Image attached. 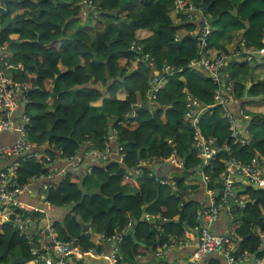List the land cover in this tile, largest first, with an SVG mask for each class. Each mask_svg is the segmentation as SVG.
Here are the masks:
<instances>
[{"label":"trees","instance_id":"obj_1","mask_svg":"<svg viewBox=\"0 0 264 264\" xmlns=\"http://www.w3.org/2000/svg\"><path fill=\"white\" fill-rule=\"evenodd\" d=\"M88 1L0 0V43L7 45L12 62L23 67L15 77L29 87V102L23 108L30 118L28 138L40 148L45 146L46 155L73 157L88 141L102 150L107 138L117 132L111 148L117 155L92 165L91 172L81 177L68 170L55 188L47 190L45 200L66 211L62 218L53 219L58 236L84 251H101L102 237L121 232L132 218L135 237L129 232L124 235L117 246V261L150 264L145 261L147 255L169 246L173 237L186 238V230L197 223L201 186L197 169L203 161L193 147V129L184 121L185 97L190 94L210 103L219 84L201 70L189 68L199 57L201 24L178 13L175 0H91L87 7ZM13 2L15 11L10 6ZM189 2L205 4L215 20L207 40L211 59L221 51L229 54L242 38L252 51L264 47V0H188L186 5ZM135 41L141 47L137 51L131 49ZM145 54L154 66L149 65L150 58L142 59ZM253 59L264 64V57ZM232 60L226 70L236 98L246 101L243 107L248 110L256 102L264 106V78L255 80L251 62ZM166 67L176 73L167 77L152 100L151 78L155 70L163 77ZM121 90L127 93L122 100L118 98ZM200 126L218 146L230 149L203 167L212 180L210 187H222L219 175L231 157L247 163L254 158L264 161V114L257 110L243 145L231 137L221 106L206 111ZM48 129L54 135L46 146ZM43 158L18 159L13 178L17 187L25 186L32 176L55 171L56 164L47 168ZM167 179L176 190L162 182ZM81 180L90 195L78 204ZM237 195L246 203L234 210L238 245L233 254L240 257L250 252L264 264V240L254 230L260 226L264 232V189L241 186ZM28 214L38 226L45 211ZM145 214L157 217L152 219L155 223L141 220ZM77 216L87 225L85 230ZM18 248L27 264H34L26 236L13 224H1L0 264L15 259ZM87 262V257L71 259L72 264ZM207 264L225 263L218 256Z\"/></svg>","mask_w":264,"mask_h":264},{"label":"built area","instance_id":"obj_2","mask_svg":"<svg viewBox=\"0 0 264 264\" xmlns=\"http://www.w3.org/2000/svg\"><path fill=\"white\" fill-rule=\"evenodd\" d=\"M186 1L188 0H175V10L178 13L188 14L190 19L197 20L201 24L197 35L199 57L191 61L188 66L192 69L201 70L206 77L219 84V87L211 94L212 99L210 103L200 102L190 94H187L185 97L186 111L184 121L193 129V147L196 149L198 157L203 161V164L198 165L197 175L200 176L201 186L206 189L211 203L200 206L196 211L197 223L193 228L186 230V238L173 237L169 246L157 253H153V255L157 259L163 260L175 248L190 245V239L193 238L195 240V250L192 262L189 264H199V262L207 264L210 257L214 254L223 257L226 264H263L260 258L250 252H245L240 257L233 254L238 245L233 229L219 234L215 233L211 226L218 220L224 208H229L230 217L233 219L235 216L234 210L239 206L245 205V199L237 195L241 186H253L254 188L264 189V161H258L257 158H254L247 163L231 157L225 161V170L219 175L218 180L221 181L222 187H210L212 180L204 172L203 167L208 165L217 154L229 151L230 149L226 145L218 146L214 137L205 136L200 124L202 115L206 111L210 108L221 106L223 116L229 122L231 137L241 145L245 143L249 130L247 127H243L245 125L241 126V123H247L248 126L252 116L244 112V104L239 105V109L235 111L232 109L233 104L238 99L236 98L233 83L228 76L226 68L234 58L251 62L254 56L264 57V47L252 51L246 47L245 40L242 38L241 41L235 43L229 54L221 51L218 56L211 59L207 53V40L212 32V24L209 22L201 6L192 2L186 5ZM85 4L87 7H90L92 2L90 0ZM2 27V21L0 20V30ZM140 48L137 41L131 44L132 50L137 51ZM146 58H150L149 65L154 66V61L148 54L142 57V59ZM138 59H141V57H138ZM19 70H23L22 65L12 62L11 53L7 45L0 43V133L15 132L18 134L15 143L0 147V158L11 160L10 164H6L0 170V225L13 224L20 233L26 236L34 264H72V257L83 259L87 256H94L103 258L106 256L103 251H99L96 248L84 251L79 244L64 241L58 236L53 219L49 217L47 212L53 206L45 200V196L47 190L50 187L55 188L57 180L64 177L69 170L58 169L56 164L58 160L66 161L74 167L82 163L85 156H92L99 161L107 162L114 154H118L111 149V142L115 141L117 132L115 131L107 138L108 140L105 142L106 147L102 150L94 147L93 143L88 141L73 157L63 159L60 156L61 153H57L56 158L46 155L44 150L28 138L26 126L29 124L30 118L23 108L29 102V87L26 83L18 81L15 77ZM165 71L163 77H159L157 70L154 71V75L151 78L152 89L150 99L152 100L155 99V93L165 84L167 77L176 73L170 67H166ZM225 81L228 82L225 83ZM42 155H44L42 161L44 166L50 168L52 166L55 167L56 164L55 171H51L48 175L32 176L25 186L18 185L17 187L13 178L16 177L18 159L39 158ZM86 170L90 173L91 167H87ZM36 182H41L38 196L41 197L43 205L30 206L17 200L18 197L22 196ZM162 182L167 185L172 184L175 187V183L170 179L163 180ZM188 192V196L192 198L193 192L191 189ZM229 197L236 200V206L233 208H230ZM46 205L48 209H44ZM39 209L45 211V216L37 226L36 221L28 213ZM145 216L151 221L152 219L155 220L154 216L148 214H145ZM164 220L167 221L168 219L165 218ZM152 222L155 223L154 221ZM155 226L157 228L158 224ZM132 227L133 219L131 218L121 232H116L108 237H102V241L115 245V252L107 256L111 264H132L129 262L118 263L116 258L118 244ZM34 229H36V232ZM255 232L264 239V232L259 230L257 226L255 227ZM36 234L38 239H36ZM39 239H41L40 243Z\"/></svg>","mask_w":264,"mask_h":264},{"label":"crops","instance_id":"obj_3","mask_svg":"<svg viewBox=\"0 0 264 264\" xmlns=\"http://www.w3.org/2000/svg\"><path fill=\"white\" fill-rule=\"evenodd\" d=\"M10 6L15 11L17 4L15 2H13ZM240 34H242V32L238 33V35H240ZM11 37L17 38V34H12ZM250 65L255 70V80L263 79L264 78V64L263 63H257V61H254V59H253L251 61ZM250 82H251V80L249 81V85L252 84V83L250 84ZM126 95H127L126 91L121 90L118 93V98L120 100H122L126 97ZM236 101L237 102L234 103L232 106V109L234 111L239 109L238 107L242 103V101H240V100H236ZM256 104H257V102L255 103V106H254L255 108H251L252 113L254 114L257 110V113L264 114V106H258V104L256 106ZM253 114H250V115L253 116ZM242 125H245L243 127H247V123H245V124L241 123V126ZM17 137H18V134L15 132H11V133L1 132L0 133V147L15 143V141L17 140ZM45 144L47 146L49 144V142H46ZM112 145L114 147L116 145V142L114 140L111 142V147H112ZM41 149H45V146ZM10 162H11V160H6L3 158H0V170L6 164H10ZM97 163H99V160L95 157H92V156H85L83 162L80 163L76 167L71 166V164H69L66 161L58 160L56 162L58 169L63 168V169H69L71 171L78 172L80 177L83 176L87 172V170H86L87 167H91L92 165H95ZM40 187H41V182H36V183L32 184L30 186V188H28L27 191L22 196L17 198V200H19L20 202H22L26 205L28 204L30 206H32V205H43V203L41 201V197L38 196L40 193ZM33 193H36V194H33ZM197 196H198L200 206H204L206 204L211 203L209 200V196L206 193V189H204L203 186H200L198 188ZM47 207L48 206L46 205L45 208H47ZM47 212H48V215L51 219H60L65 215L66 211L61 209V208L56 209V208L51 207ZM154 219H157V217H154ZM233 227H234L233 221H232V218L230 217L229 208H227V207L221 211V214H220L218 220L211 226L212 230L215 233H219V234H223L225 232H228L229 230L233 229ZM257 227L260 230V226H257ZM36 239H38L37 234H36ZM38 241L40 243L41 239H39ZM102 246L103 247H102L101 251H103L106 256L103 258H97L94 256H87V261H88L87 263L88 264H111L108 261L107 256H110L113 252H115V245L110 243V242H107V241H102ZM194 250H195V240L193 238H191L190 239V245L175 248L167 258L160 260V259H157L154 255L150 254V255L146 256L147 258L145 259V261L146 262L148 261L150 264H189L190 262H192ZM213 257H218V255L214 254L210 258H213ZM16 258H24L20 254L19 248L16 249ZM220 259L222 260L223 263L226 264V261L223 257L220 256ZM199 264H202V263L199 262Z\"/></svg>","mask_w":264,"mask_h":264},{"label":"water","instance_id":"obj_4","mask_svg":"<svg viewBox=\"0 0 264 264\" xmlns=\"http://www.w3.org/2000/svg\"><path fill=\"white\" fill-rule=\"evenodd\" d=\"M201 7L203 8V10H204V12H205V14H206V17L208 18L209 22H210L211 24H213L215 20H214L209 14H208V7H207L205 4H203V3L201 4ZM250 84H251V82H250ZM245 102H246V101H245ZM245 102H242L241 105H243ZM145 108H148V106L146 105ZM137 111H138V110H137ZM47 134H48V142H49V141L51 140V138L53 137V135H54L53 130H52V129H48V130H47ZM42 150H43V149H42ZM85 174H86V173H85ZM85 174H84V175H85ZM158 174H160V173H159V170H158ZM78 187H79L80 191L82 192L81 199H80V201L78 202V204H80V203L83 202L85 196H88V195H90V194L88 193V191H87L86 188L84 187L82 180L79 182ZM97 194L101 195L102 193H101V191H98ZM228 200H229V203H230V208H233L234 206H236V200H235L234 198L229 197ZM44 209H48V207H47V208L44 207ZM77 219H78V221L82 224V226H83V228H84V230H85L86 227H87V225H86L85 223H83L82 219H81L79 216H77ZM141 220L145 221V220H148V219L146 218V216H143ZM134 231H135L134 228H132V229L129 231V234H131L133 237H135V236H134V233H135ZM137 242H138L139 244L141 243V242L138 241V240H137ZM142 245H144V244H142ZM26 262H27V260H26L25 258H15V259H13L9 264H18V263H20V264H26Z\"/></svg>","mask_w":264,"mask_h":264},{"label":"rangeland","instance_id":"obj_5","mask_svg":"<svg viewBox=\"0 0 264 264\" xmlns=\"http://www.w3.org/2000/svg\"><path fill=\"white\" fill-rule=\"evenodd\" d=\"M88 16H89V14H88ZM243 110H244L245 113L253 114L251 110H248V109L246 108V106L243 107ZM168 185H170L171 188H172L173 190H176V186L174 187L172 184H168ZM34 230H35V232H36V229H34Z\"/></svg>","mask_w":264,"mask_h":264},{"label":"clouds","instance_id":"obj_6","mask_svg":"<svg viewBox=\"0 0 264 264\" xmlns=\"http://www.w3.org/2000/svg\"><path fill=\"white\" fill-rule=\"evenodd\" d=\"M26 264H27V262H26Z\"/></svg>","mask_w":264,"mask_h":264}]
</instances>
